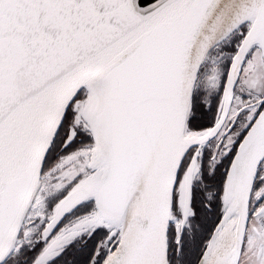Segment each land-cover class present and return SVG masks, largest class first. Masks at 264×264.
<instances>
[{"label": "snow or ice", "instance_id": "snow-or-ice-1", "mask_svg": "<svg viewBox=\"0 0 264 264\" xmlns=\"http://www.w3.org/2000/svg\"><path fill=\"white\" fill-rule=\"evenodd\" d=\"M0 264H264V0H0Z\"/></svg>", "mask_w": 264, "mask_h": 264}]
</instances>
